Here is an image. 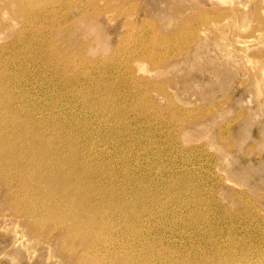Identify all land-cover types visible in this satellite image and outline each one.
I'll return each instance as SVG.
<instances>
[{
    "label": "rangeland",
    "instance_id": "rangeland-1",
    "mask_svg": "<svg viewBox=\"0 0 264 264\" xmlns=\"http://www.w3.org/2000/svg\"><path fill=\"white\" fill-rule=\"evenodd\" d=\"M0 76L101 207L58 220L48 156L4 158L0 264H264V0H0Z\"/></svg>",
    "mask_w": 264,
    "mask_h": 264
},
{
    "label": "bare ground",
    "instance_id": "bare-ground-1",
    "mask_svg": "<svg viewBox=\"0 0 264 264\" xmlns=\"http://www.w3.org/2000/svg\"><path fill=\"white\" fill-rule=\"evenodd\" d=\"M18 9L20 10V8ZM0 94H1L0 104L5 108L11 105L9 104L10 103L9 97L6 96V94L1 90V88H0ZM7 109L9 108L7 107ZM8 111L4 113L3 115L4 118L2 117V115L0 116V118H3L4 121L6 119L10 120V124H9L10 126H8L9 133L7 134L6 132L7 135L5 136L0 135V161H3L4 158H10L14 164L15 163L17 164L18 168L24 170V175L25 174L27 175V173L25 172L27 168L30 166V163L28 162V159L26 158L25 155L30 154L35 157L42 155L47 157L48 156L47 151L48 149H50L47 140H45L47 136L46 134L40 132L39 129L35 130L34 127H32L33 128L32 129L30 126H28V122L25 123L13 111L11 114L12 116L11 117L9 116V118H7ZM5 124H6L5 122L0 123V128H3ZM21 124L23 125L26 124V127L24 126L23 130L21 127H19ZM27 126L29 128H27ZM18 142H21L23 143V145L24 144L25 145L20 147L19 145H17ZM53 153H54L53 156H48L47 158H49V162L51 164L50 167L54 169L53 172L55 173L54 174L55 177H52L51 175L52 171H48L47 173L45 172L44 175H40L42 180L41 181L42 183L40 184V188L42 191H45L47 195L46 203L48 205L45 204L44 205L47 206V208H49L50 210H53L54 213L57 214L58 220L60 219L64 221L67 219H71L72 224L80 228L81 220L85 219V217H89V219L94 220L95 218L93 217V215L97 216V214H100L101 212L100 210L101 207L98 206L99 203L97 202L94 203V199L92 197L94 189L96 188V182L94 183V178H91V175L87 172L88 170L87 171L84 170V172L81 171L80 163L69 164L67 166V170L65 171L62 170L63 168L57 161L56 153L55 152ZM35 157H33L32 160H35ZM35 162L38 170L41 171L42 169V172H44L43 169H45L46 171V168H44V164L41 161H39V159L38 161L35 160ZM2 170L3 169L1 168L0 165V171ZM24 175H22L20 178V179L23 178V181L25 178ZM36 177L38 178L39 175H36ZM34 179L36 180V178ZM114 202L115 203L117 202L116 199L114 200ZM120 206L122 207V209H124L126 204L124 202H121ZM88 211L92 212L93 214L92 215L86 214Z\"/></svg>",
    "mask_w": 264,
    "mask_h": 264
}]
</instances>
